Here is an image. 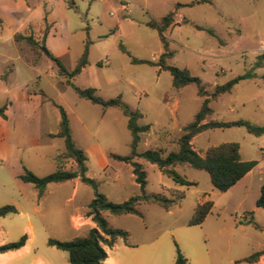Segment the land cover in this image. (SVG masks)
I'll return each instance as SVG.
<instances>
[{"label":"rangeland","instance_id":"obj_1","mask_svg":"<svg viewBox=\"0 0 264 264\" xmlns=\"http://www.w3.org/2000/svg\"><path fill=\"white\" fill-rule=\"evenodd\" d=\"M196 1L129 0L126 14L121 0H74L77 11L68 8L65 0H0V80L6 78L0 81V106L14 101L17 110L21 109V95L26 91L40 95L44 91L46 95L28 120L26 141L5 152L0 161V207L16 206L13 202L21 201L22 194L35 191L33 185L19 178L24 167L39 177L58 169L57 156L64 153V141L49 136L56 130L59 117L53 101L67 111L76 144L84 151L95 146L106 159L104 167L98 158L90 157L87 162V176L98 183L99 192L114 203L140 194L132 167L109 156L131 153L132 134L122 111H104L80 98L65 84L48 56L24 36L41 42L45 28L55 23L46 48L50 53H62L59 56L70 71L89 40V64L73 83L80 88H95L104 100L121 96L131 110L143 114L140 125H151L141 134L137 152L162 150L169 154L178 149L176 140L193 121L203 98L194 83L180 90L173 88L171 74L156 65L164 47L158 32L147 23L176 10L177 4ZM201 2L177 9L176 24L165 31L169 50L174 53L167 63L189 69L211 94L216 85L229 82L261 61L263 67L255 70L256 79L240 81L231 93L211 102L214 113L207 121L247 120L264 126V0ZM196 26L214 30L217 37ZM16 35L23 36L16 40ZM133 58L141 63H134ZM15 109L13 106L10 110L11 119L16 116ZM224 143H238L244 161L259 162L245 180L227 192L216 189L207 172L177 166V171L194 185L180 188L185 190V197L170 210L143 204L139 208L143 218L103 212L110 226L130 234L128 242L118 239L111 251L118 264H174L176 244L188 264H251L244 259L256 252L263 255L255 264H264V231L247 224L248 212L253 211L254 221L264 229V208L256 207L264 184V135L232 127L208 130L192 140L201 155ZM134 160L144 165L149 193L169 195L171 188L178 187L156 165L141 157ZM59 164L67 171L78 170L76 162L63 155ZM75 185L74 181L50 184L45 198L31 204L33 210L21 209L16 215L1 218L0 240L17 241L26 234L22 233L24 226L40 224L32 248L68 262V254L48 246V239L71 241L88 236L95 228L92 224L78 227L72 219L89 217L88 205L95 196L89 185L78 180V190L74 191ZM207 200L214 203L212 212L203 224L190 226L196 206Z\"/></svg>","mask_w":264,"mask_h":264},{"label":"trees","instance_id":"obj_2","mask_svg":"<svg viewBox=\"0 0 264 264\" xmlns=\"http://www.w3.org/2000/svg\"><path fill=\"white\" fill-rule=\"evenodd\" d=\"M65 3L68 8H72L76 11L78 10L74 0H65ZM201 3V0H199L190 5L177 4L176 10L171 11L159 20L151 19L147 23L150 28L158 32L164 47V53H162L160 61L156 65L160 70L168 71L171 74L173 88L180 90L181 88L194 83L197 86L198 95L203 98L201 108L195 114L193 121L184 127V133L176 140L178 149L169 154H164L162 150H147L141 154L137 152L141 134L148 132L151 126L140 125L138 121L143 117V114L139 111L131 110L130 107L122 101L121 96L104 100L97 96V90L95 88H80L71 82V80L78 76L89 64V40L86 42L85 50L82 56L78 59L75 69L71 71L66 68L60 57H57L49 52L48 58L54 66H56L59 76L67 85L73 88L75 93L80 98L88 100L94 105L101 106L104 111L110 108H119L127 118V127L132 134L131 153L128 156H120L116 154H110L109 156L114 160L126 163L132 167L135 181L140 188L139 195L132 196L128 200L121 203H114L104 194L100 193L98 190V183L94 179L87 176V162L89 161V158L85 151L80 148L73 139L67 111L63 106L53 102L54 106L59 110L60 123L59 131L56 134H51L50 137L60 138L64 141V153L62 155L73 159L76 162L78 170L72 172L63 169L59 164V159L62 155H58V169L54 173L44 177H39L24 167V172L19 175V178L24 183L32 184L37 190L40 198L43 196L46 187L49 184L66 182L76 178H79L81 182L89 185L94 190V199L88 205V216L91 217L97 227L92 229L88 236L83 238H76L71 241H59L49 238L47 241L48 246L62 250L68 254L69 264H105L108 258L106 248H113L119 238L128 242L130 237L129 232L110 226L106 218L103 216V212H109L113 216L135 215L143 218V215L139 210L141 205L155 204L168 211L173 206L179 204L185 197V190L180 188H172L169 195L163 193H149L147 191V172L141 163L134 160L136 157H141L148 163L156 165L162 174L171 178L180 187L187 188L194 185V183L189 181L186 176L178 172L176 169L177 166H188L196 170L205 171L209 174L212 185L221 192H227L258 165L259 162L256 160H242L240 145L238 143H224L218 146H212L207 150L205 155H201L193 148V138L205 131L213 129L243 127L249 134L255 136L264 135V126L253 124L247 120L225 122L210 119L207 121V119H209L214 113V110L211 107V102L217 100L220 96L226 93H231L233 88L240 81L257 78L258 75L255 70L263 67L261 61L258 60L254 64L253 68L244 74L237 76L223 85H216L211 94H208L201 79L193 76L189 69L179 68L167 63V59L172 58L174 53L169 50V44L165 36V31L176 24L175 15L177 13V9ZM187 23L188 21L185 19V24ZM49 29L50 27L45 28L41 42L36 41L31 36H24V39L28 40L32 43V45H37L41 50L42 47H46L45 39ZM196 29L200 31H207L211 35L217 37L212 29L202 26H196ZM19 36L23 35H16L15 39L17 40ZM120 48L124 53L129 54L123 45H120ZM132 61L134 63H141V61L136 58H133ZM2 79L5 80L6 78ZM41 95L46 96L44 91ZM8 106V102L3 106H0L1 119L7 120ZM213 207L214 203L211 200L198 204L189 221V225L196 226L203 224L207 216L212 212ZM256 207L264 208V184L261 186V192L256 201ZM17 213L18 210L14 205L9 204L0 207V218H5ZM248 214L250 215V219L247 224H251L255 229L264 231V229L254 221V212L251 211L248 212ZM27 238L28 237L25 234L17 241L0 245V253L22 248L26 244ZM261 255H263V252H256L245 258L244 261L255 264L259 261V257ZM174 264H188V259L182 253L177 244Z\"/></svg>","mask_w":264,"mask_h":264},{"label":"crops","instance_id":"obj_3","mask_svg":"<svg viewBox=\"0 0 264 264\" xmlns=\"http://www.w3.org/2000/svg\"><path fill=\"white\" fill-rule=\"evenodd\" d=\"M129 3H130L129 0H121L122 9L124 10V12L126 14L129 11ZM120 22H122V21L120 20ZM50 24H51V26H50L49 32L46 36L45 43H47L48 37L52 33V31L55 27L54 26L55 23H50ZM65 51H67V48L64 50V52ZM52 52L54 53V54L52 53L53 55L57 54L58 56L55 55L57 57H60L59 55L62 54V53H56L54 51H52ZM83 71H84V69L82 70V72L79 75H81L83 73ZM0 81H4V80H0ZM71 82L73 83V79L71 80ZM46 100H48V99H46ZM20 102L22 104V107L19 110H17V107H18L17 103L15 105L14 101L9 102V106H8V110H7V116H8L7 120L0 118V159L5 158L4 157L5 152L10 151L13 147H18L20 144H23L26 141L25 138L28 134V124H29L28 120L34 116V110H35L36 106L38 104L39 105L42 104L44 102V99H43V96L40 94H28V91H26V93H24V92L22 93ZM13 106H15V108H16L14 110V113H16V116L14 119H11L10 110L13 108ZM59 123H60V113H59V117L57 119V128L55 131L49 133V136L51 134H56L59 131ZM85 153L87 154L88 158H90V157L98 158L100 160V162L102 163L101 165H103V167H104V162L105 163L107 162L106 159L104 158L103 154L101 153V151L98 148H96L95 146H91L88 150L85 151ZM242 160H244V159L242 158ZM251 172H249L239 182H242L243 180H245L251 174ZM78 180L81 181L79 178L70 180V181H74L76 184L74 191L78 190ZM66 182H69V181H66ZM61 183H65V182H61ZM51 184H58V183H51ZM48 186L46 187V190H45V192L41 198L38 196V192L35 188H34L35 191H32V192L29 191L30 193L28 192V194H22L21 195V201L13 202V204H15L17 206L16 208H17L18 212L21 211V209H24L27 211L28 208L30 209V211L33 210L31 207V204H33V201H41L45 198ZM173 188H181V187L178 186V187H173ZM10 216H12V215H10ZM72 219L76 222V226H78V227L89 225V224H92L93 227H95V228L97 227L96 224L92 221L91 217L78 215L77 217L73 216ZM40 227H41L40 224H38V226H35L32 223L24 226L22 229V231H23L22 233H26V235L28 237L26 244L18 250L0 253V264H69V262L60 261L52 253H49L47 251L40 252L38 249L32 248L31 244L34 240L36 229H38ZM1 233H3V228L0 225V234ZM119 239H122V238H119ZM15 240H16V238L15 239H1L0 245H4V244L10 243L11 241H15ZM117 241H118V239H117ZM117 241H116V243H117ZM114 247L113 248H106L107 253H108V258H107L105 264H118L116 259L111 255V251L114 249Z\"/></svg>","mask_w":264,"mask_h":264},{"label":"water","instance_id":"obj_4","mask_svg":"<svg viewBox=\"0 0 264 264\" xmlns=\"http://www.w3.org/2000/svg\"><path fill=\"white\" fill-rule=\"evenodd\" d=\"M41 51L45 54V55H49V51H48V49L46 48V47H42L41 48Z\"/></svg>","mask_w":264,"mask_h":264}]
</instances>
